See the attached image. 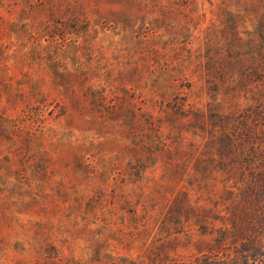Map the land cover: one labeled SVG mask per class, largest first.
<instances>
[{
    "label": "rangeland",
    "instance_id": "obj_1",
    "mask_svg": "<svg viewBox=\"0 0 264 264\" xmlns=\"http://www.w3.org/2000/svg\"><path fill=\"white\" fill-rule=\"evenodd\" d=\"M262 90L264 0H0V264H264Z\"/></svg>",
    "mask_w": 264,
    "mask_h": 264
},
{
    "label": "flooded vegetation",
    "instance_id": "obj_2",
    "mask_svg": "<svg viewBox=\"0 0 264 264\" xmlns=\"http://www.w3.org/2000/svg\"><path fill=\"white\" fill-rule=\"evenodd\" d=\"M259 96L260 101L254 104L250 94L247 93V105L242 124L246 179H249L252 185H255L256 181L264 182V162L262 164L255 162L259 161L260 155H264V90L259 93Z\"/></svg>",
    "mask_w": 264,
    "mask_h": 264
},
{
    "label": "trees",
    "instance_id": "obj_3",
    "mask_svg": "<svg viewBox=\"0 0 264 264\" xmlns=\"http://www.w3.org/2000/svg\"><path fill=\"white\" fill-rule=\"evenodd\" d=\"M200 115V114H199Z\"/></svg>",
    "mask_w": 264,
    "mask_h": 264
}]
</instances>
